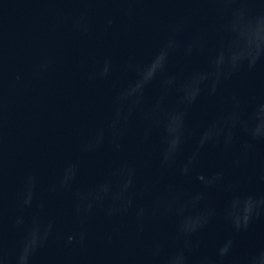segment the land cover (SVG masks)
I'll return each instance as SVG.
<instances>
[{
	"label": "water",
	"instance_id": "obj_1",
	"mask_svg": "<svg viewBox=\"0 0 264 264\" xmlns=\"http://www.w3.org/2000/svg\"><path fill=\"white\" fill-rule=\"evenodd\" d=\"M0 264H264V0H0Z\"/></svg>",
	"mask_w": 264,
	"mask_h": 264
}]
</instances>
